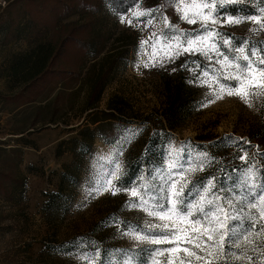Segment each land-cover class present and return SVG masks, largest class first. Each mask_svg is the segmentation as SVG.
Wrapping results in <instances>:
<instances>
[{
	"label": "rangeland",
	"instance_id": "374dc122",
	"mask_svg": "<svg viewBox=\"0 0 264 264\" xmlns=\"http://www.w3.org/2000/svg\"><path fill=\"white\" fill-rule=\"evenodd\" d=\"M135 1L127 13L115 11L103 2L96 6L97 10L83 8L63 20L54 16V6H43L44 0H0V147L21 151L9 162L0 151L1 173L7 170L15 179L11 199L0 195V264H85L77 257L91 252L88 241L99 242L100 254L95 264H104L105 253L117 249L139 252L142 248L171 247L114 235L115 225L98 227L113 216L141 225L148 218L139 210L122 209L129 200L126 192L115 196L111 192L100 194L92 184L111 169L110 161L119 162L121 176L127 161L143 152L151 131L167 125L165 113L177 100L171 142L174 149L183 145L184 150L178 156L169 152L168 144L161 164L142 171L145 177L162 171L167 175L168 165L174 161L178 162V167L171 169L174 178H179L181 168L186 170L200 163L205 164L204 170L188 173L186 178L196 181L206 177L214 171L211 161L199 155L206 151L199 145L209 147L212 141L219 143L215 149L220 154L219 163L223 162L221 169L246 167L244 160L235 162L237 149L226 147L222 143L225 137L241 143L249 141L244 145L250 149L249 157H255L257 168L264 170L260 159L264 156V95L252 99L251 107L229 95L201 107L208 89L192 82L200 71L196 65L210 73L218 71L220 65L215 58L209 62L191 53L169 61L166 53L172 49L162 47L165 40H158L169 31V24L188 32L200 25L181 21L174 6H166L165 0ZM183 2L188 4L191 0ZM150 9L157 11L151 16L134 15ZM149 19L151 24L145 23ZM129 20L133 22L129 24ZM250 27L255 25H216L218 31L234 37L264 41V32L253 36ZM71 33L86 47L81 50L68 44L64 56L50 68L54 77L46 78L41 89L28 91V98L18 99V84L13 86L8 76L11 59L41 43L59 45ZM141 41L147 42L143 48ZM154 44L156 52L150 60ZM145 63L155 66L146 68ZM102 66L107 79L104 91L97 108L88 110L87 101L95 93L92 83ZM180 100L186 105L181 106ZM110 101L122 108L123 115L105 121L102 116L111 112ZM51 120L55 122L50 123ZM31 141L33 146L26 144ZM121 146L123 151L119 154L117 149ZM207 154L210 155L208 151ZM20 155L22 162L16 167L14 163ZM234 173L232 176L240 175L239 170ZM1 181L9 184L8 180ZM118 181L113 183L119 184ZM218 181L224 183L225 178ZM112 258L115 264V257ZM154 259L162 261L164 257ZM149 264L154 261L149 260Z\"/></svg>",
	"mask_w": 264,
	"mask_h": 264
},
{
	"label": "snow or ice",
	"instance_id": "6c2138e0",
	"mask_svg": "<svg viewBox=\"0 0 264 264\" xmlns=\"http://www.w3.org/2000/svg\"><path fill=\"white\" fill-rule=\"evenodd\" d=\"M255 2L191 0L185 4L183 0H165L166 6H174L181 21L200 25L191 32L182 31L178 25L169 24L166 16L161 17L169 24V31L158 40H165L166 45L162 47L172 49L166 53L169 61L191 53L199 54L209 62L215 58V63L220 65L218 71L211 73L202 69L200 64L196 65L200 71L194 75L192 82L208 89L207 100L201 107L222 99L224 95L237 96L251 107L252 99L264 95V41L237 38L216 28V25L224 27L250 23L255 25L249 28L253 36L264 32V0H259L258 9L249 7ZM153 11L157 10L150 9L134 15L151 16ZM132 22L129 20V24ZM151 22V19L145 21L147 24ZM146 43L141 41V48ZM155 52L154 44L150 60ZM149 66L154 67L155 63L144 64L146 68ZM182 66L188 69L187 65ZM222 143L226 147L235 146V159L246 162V167L239 169V176L228 174L224 183H220L215 174L196 181L186 178L188 173L203 171L204 163L186 170L181 168L179 178H174L171 169L178 167L177 161L168 165L167 175L163 171L149 177L141 173L125 182L120 177L119 162L110 161L111 169L102 178H95L93 189L100 194L111 192L113 196L126 192L129 200L122 209L139 210L148 219L141 225L113 216L98 227L115 225L117 233L114 235L128 236L134 241L151 245L172 246L142 248L139 252L113 250L111 254L105 253L104 264H114L113 256L115 264H149V260H153L154 264H264V170L257 168L255 157H249L250 149L244 146L249 141L241 143L233 137H225ZM183 150V145L179 150L174 149L169 138V152H176L179 156ZM117 151L122 154V146ZM199 155L207 161L215 159L206 151ZM260 159L264 161V156ZM115 180H120V183L114 184ZM86 239L81 238V241ZM88 243L91 252L81 253L77 258L85 264H95L100 254L99 242ZM165 253L169 255L165 257ZM173 253L176 255L173 256ZM155 257L164 259L155 261Z\"/></svg>",
	"mask_w": 264,
	"mask_h": 264
},
{
	"label": "trees",
	"instance_id": "16d2710c",
	"mask_svg": "<svg viewBox=\"0 0 264 264\" xmlns=\"http://www.w3.org/2000/svg\"><path fill=\"white\" fill-rule=\"evenodd\" d=\"M44 0L43 6L46 4V6L53 7V14L58 15L63 20L67 19L68 16L80 13L83 8H93L96 9V6L98 4H101L103 2H108L112 8H114L115 11H118L120 13H127L128 9L132 7L137 1L135 0ZM159 2V1H158ZM157 4V3H155ZM259 0H256L255 3L249 5L252 9H258L259 8ZM229 7H232V5H229ZM61 13V14H60ZM81 29H79L80 31ZM72 34V33H71ZM77 35L72 34L68 39H66L64 42H61V44H51V43H41L36 48H33L26 53L22 55H17L14 58H12L10 65L8 67V76L10 82L13 83V86H15V83L17 82L18 88L17 90H20L19 98L23 99V97L28 98L26 94L28 91L38 90L41 89L42 84L45 83V79L47 78L50 80V78L54 77V70L51 71L50 68L53 67V65L57 62V59L64 56V50L65 47L67 49L68 44L74 45L73 48H80L83 50L85 48V42L81 43L79 40H77ZM85 43V44H84ZM87 45V44H86ZM73 50V49H72ZM72 50H69L71 52ZM104 66H102L97 72L96 79L94 80V83H92V91H94L93 97H90L87 101L88 110H92L97 108V105L100 102V98L102 96V93L104 91L103 86L106 84L105 75L106 71L103 72ZM56 72V71H55ZM58 74V73H57ZM108 77V76H107ZM46 79V80H47ZM20 86V87H19ZM30 95V94H29ZM35 99H30L28 102H33ZM121 101V100H120ZM180 105L185 106L186 102L180 100ZM179 101H175L171 103L168 106V109L166 111V118H167V125L163 127L161 130L154 129L152 130L151 134L149 135L143 152L139 153L135 157L132 158V160L127 161V167L126 170L122 173L120 176L121 179L125 182L129 180H133L140 176L143 170H145L148 167H154L161 164L165 151L168 148L167 145L169 144V138L172 140V129H174V124L172 123L173 115L177 112L176 104ZM26 103V102H25ZM108 109L111 112L103 113V120H111L112 118H118L121 115H123V110L120 106L114 105L113 101L109 102ZM123 103V102H122ZM92 113V112H91ZM118 115V116H117ZM55 120H51L50 123H54ZM95 124L98 122H94ZM26 132V131H24ZM22 132V134H24ZM22 140H19L21 142ZM4 144V143H3ZM28 145H34V142H27ZM219 143L217 141H212L208 144L209 147L204 146L203 144H200L199 146L208 151L211 156L215 157L214 160L211 161L210 166H212V170L214 172H209V174H206V177L210 176V174H215L217 176V179L219 178H225L226 175L231 174L234 175L235 171L233 170H239V165H234L233 167H230L229 169H226L225 171H220L222 168L223 162L219 163L218 157L220 159L219 151L215 149V147ZM0 151L4 153V157L9 162L11 159L13 160L14 157H16V154H19L21 152L18 150V148H9L4 149L0 147ZM235 162H238V159ZM22 162V157H18V160L14 163L16 167ZM0 170V195L4 198L11 199L13 193H14V185L13 181L15 179H11L12 174H3ZM1 179L8 180L6 182H9L8 185H6L4 182L1 181ZM120 183V180L118 181ZM11 186V187H10Z\"/></svg>",
	"mask_w": 264,
	"mask_h": 264
}]
</instances>
